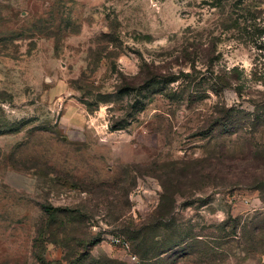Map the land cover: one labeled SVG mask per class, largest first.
I'll return each instance as SVG.
<instances>
[{"label":"rangeland","instance_id":"obj_1","mask_svg":"<svg viewBox=\"0 0 264 264\" xmlns=\"http://www.w3.org/2000/svg\"><path fill=\"white\" fill-rule=\"evenodd\" d=\"M0 264H264V0H0Z\"/></svg>","mask_w":264,"mask_h":264},{"label":"built area","instance_id":"obj_2","mask_svg":"<svg viewBox=\"0 0 264 264\" xmlns=\"http://www.w3.org/2000/svg\"><path fill=\"white\" fill-rule=\"evenodd\" d=\"M115 242H119V243L122 242V244H123L125 247H128V243H127V242H123V241H121L120 239H116ZM131 259H132V260H135V259H136V256L131 257Z\"/></svg>","mask_w":264,"mask_h":264},{"label":"trees","instance_id":"obj_3","mask_svg":"<svg viewBox=\"0 0 264 264\" xmlns=\"http://www.w3.org/2000/svg\"><path fill=\"white\" fill-rule=\"evenodd\" d=\"M224 109L226 110V106H225ZM162 212H163V211H162ZM161 214L163 215V213H161ZM136 232H137V231H136ZM137 233H138V232H137ZM140 235H141V234H140V232H139V233H138V237H140ZM141 239L147 240L146 237H142ZM39 259H40L41 262L45 263L44 260H43V258H42L41 256L39 257Z\"/></svg>","mask_w":264,"mask_h":264}]
</instances>
